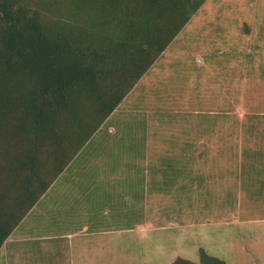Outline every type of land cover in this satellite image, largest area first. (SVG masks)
<instances>
[{
  "label": "rangeland",
  "instance_id": "rangeland-1",
  "mask_svg": "<svg viewBox=\"0 0 264 264\" xmlns=\"http://www.w3.org/2000/svg\"><path fill=\"white\" fill-rule=\"evenodd\" d=\"M157 122L203 128V160L158 135L159 177L181 150L192 154L165 182L145 161L156 160L145 141ZM70 167L4 243L0 264L199 263L201 248L226 264H264V0H207ZM158 193L159 229L119 241L120 228L145 224L140 210Z\"/></svg>",
  "mask_w": 264,
  "mask_h": 264
},
{
  "label": "trees",
  "instance_id": "trees-1",
  "mask_svg": "<svg viewBox=\"0 0 264 264\" xmlns=\"http://www.w3.org/2000/svg\"><path fill=\"white\" fill-rule=\"evenodd\" d=\"M206 1L0 0V250Z\"/></svg>",
  "mask_w": 264,
  "mask_h": 264
},
{
  "label": "crops",
  "instance_id": "crops-1",
  "mask_svg": "<svg viewBox=\"0 0 264 264\" xmlns=\"http://www.w3.org/2000/svg\"><path fill=\"white\" fill-rule=\"evenodd\" d=\"M141 80L138 82V84L141 82ZM132 91L126 96V98L123 100V102L120 104V106L115 110V112L118 111L119 108H121V106H122V104L124 102L128 101V98H129L130 94L132 93ZM115 112H113L111 115L115 114ZM170 112L172 113V115H176L177 114V111H175L174 109H172ZM193 113H194V115H200L203 112L196 111V112H193ZM169 125L170 124H166V125L163 124L162 125L160 122L159 123L157 122L156 124H154L153 127H150V130L148 131L149 134L147 135V139L145 141V148L146 149L147 148L148 149L154 148L153 151H154V156L156 158L155 161H152L151 157L149 159L146 156L147 158H145V161L149 162V160H150L151 161L150 164L152 166H155L154 170L156 172H155V175H154L153 178L157 179V180H161V178H164L165 179L164 182L167 181L170 178L176 177V171H175V166L176 165H188V166H191L192 165V154H188L186 152L183 153V151L181 150L182 153L178 156L177 160H181L182 162L178 163V162L175 161V159H172L171 160L172 164L167 165L166 170H163L162 174H161V177H159L158 167L160 165V162H159L160 153H159V151L158 152L155 151V147H159L161 145L158 142V135L159 134H163L165 138H168L169 140H171L173 142H175L176 139H178V142H180L184 146H186V145L193 146L195 148V157L197 159H199V160H203V128L189 127L188 129H185L184 127L183 128H175L173 125H170V126ZM103 126L91 138V140L86 144V146L79 152V154L75 157V159L67 167V169L63 173H61L59 175V177H61L65 173H67L66 171L68 170V168H71L70 166H73L79 158H81V157L85 158L86 157L88 147L92 145V143L96 139V135L100 132V130H102ZM198 130H200V132L197 134L196 131H198ZM182 132L186 135V137L183 136ZM161 143H163V141H161ZM183 149L185 150V148H183ZM76 173H75L74 177H75V180H78L79 177H81V175H78ZM59 177L50 186V188L47 190V192L41 197V200L55 186V184H56L57 180L59 179ZM190 194H191L190 192L187 193V197L188 198H190ZM174 197H175V192L174 191L172 192L171 195L168 194L167 198H166L165 195H162V194L160 195L158 193V195L156 197V200H154V198H153L151 203H150V205H149V202L148 203L146 202L144 207L142 208V210H140V211L143 212V214H146L147 221H145V224L141 221V222H139V224L136 222L135 226L128 227V228L127 227L120 228V230H118V232H119L118 233L119 234L118 240L120 241L122 238H124V237H122V235H127V234L131 233L132 231H134L136 228H138L139 231H144V232H147V231L153 230V229L158 230L159 229V225L158 224H159L160 215H161V206L163 205V203H161V200L165 199V198L166 199H173ZM125 220H126V217H125ZM176 226H178V224L176 222H174L173 223V227L177 228ZM185 227H186L185 225L179 226V230L183 229ZM88 231H89V229L87 227L83 228V230L81 231V233L79 234L78 237L81 238V236L84 235L83 233L88 232ZM59 239L60 238H52L51 237V238H46L44 241L49 242V241H54V240H59Z\"/></svg>",
  "mask_w": 264,
  "mask_h": 264
}]
</instances>
